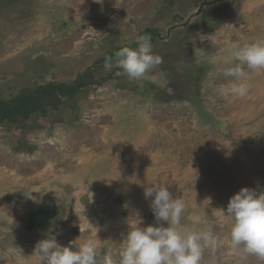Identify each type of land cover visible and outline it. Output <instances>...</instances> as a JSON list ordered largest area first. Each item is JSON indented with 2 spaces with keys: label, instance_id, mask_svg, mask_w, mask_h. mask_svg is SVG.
<instances>
[{
  "label": "rangeland",
  "instance_id": "374dc122",
  "mask_svg": "<svg viewBox=\"0 0 264 264\" xmlns=\"http://www.w3.org/2000/svg\"><path fill=\"white\" fill-rule=\"evenodd\" d=\"M145 29L163 61L155 82L107 70ZM257 39L264 0H0V264H37L49 231L118 259L137 214L155 223L149 184L184 200L182 225L212 228L202 264H264L231 247L222 212L242 186L264 191V69L245 66L244 98H223L217 74L232 43ZM78 78L73 94L41 97ZM34 94L38 109L2 119ZM38 210L53 215L28 229Z\"/></svg>",
  "mask_w": 264,
  "mask_h": 264
},
{
  "label": "clouds",
  "instance_id": "9594fccd",
  "mask_svg": "<svg viewBox=\"0 0 264 264\" xmlns=\"http://www.w3.org/2000/svg\"><path fill=\"white\" fill-rule=\"evenodd\" d=\"M135 43V48L123 46L107 56L105 68L115 66L129 80L155 82L150 73L163 62L162 57L153 52L150 35H138ZM226 52L224 63L230 66L218 68L217 74L229 82L221 85L218 92L225 99L244 98L248 94L244 68L264 69V39L243 45L234 42ZM143 195L149 200L155 223L141 226L143 219L137 214L134 226L123 234L118 259L114 260L110 252L101 256V250L90 239L81 243L76 238L61 244L51 231L35 242L31 255L37 264H202L206 249L216 251L218 239L211 227L196 230L181 224L185 202L166 185L144 186ZM207 201L210 204L211 199ZM222 212L231 221V247L244 260L255 256L264 261V191L242 186L229 197Z\"/></svg>",
  "mask_w": 264,
  "mask_h": 264
},
{
  "label": "trees",
  "instance_id": "16d2710c",
  "mask_svg": "<svg viewBox=\"0 0 264 264\" xmlns=\"http://www.w3.org/2000/svg\"><path fill=\"white\" fill-rule=\"evenodd\" d=\"M9 2H10V0H9ZM143 34L150 35L151 40H152V38L154 36L153 30H151V29H145V30H143V31H141L139 33V35H143ZM129 47L135 48V47H137V45L135 43L133 46H129ZM79 79L80 78H78L76 80L77 81L76 86L75 85L74 86L73 85H69V86H65V88H63L60 85L52 84V86H50L48 88V90L45 91L46 94H44L41 97L48 96L47 92H49V91L50 92L51 91L52 92L55 91L56 93H58V94H60L62 96L73 94L75 92V90L78 89L81 86ZM39 107H40L39 99H38L37 95L34 94V95H32V96H30L28 98H23L21 100V104L19 106L14 107V108L3 105L2 119H5V118L13 115L14 111H16L17 113H20V114H22L24 116H28L29 113L33 112L34 110L38 109ZM52 215H53L52 212H49L47 210H38V211L34 212L33 214L30 215V217L28 219L27 228L28 229H35L38 226H41L42 224L47 222V220H49L52 217Z\"/></svg>",
  "mask_w": 264,
  "mask_h": 264
}]
</instances>
